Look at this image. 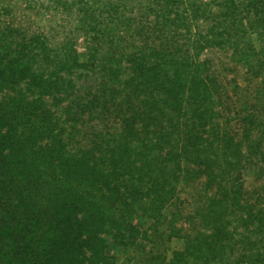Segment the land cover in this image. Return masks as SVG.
<instances>
[{"label":"trees","instance_id":"obj_1","mask_svg":"<svg viewBox=\"0 0 264 264\" xmlns=\"http://www.w3.org/2000/svg\"><path fill=\"white\" fill-rule=\"evenodd\" d=\"M120 252L264 264V0H0V264Z\"/></svg>","mask_w":264,"mask_h":264},{"label":"rangeland","instance_id":"obj_2","mask_svg":"<svg viewBox=\"0 0 264 264\" xmlns=\"http://www.w3.org/2000/svg\"><path fill=\"white\" fill-rule=\"evenodd\" d=\"M177 246H179V245H177ZM171 247H172V245H171ZM168 253H169V251H168ZM131 257L138 259L137 253H135V252H132V254H128V255L125 252L124 253L120 252L118 259L115 262V264H139L138 262H136V260L131 259Z\"/></svg>","mask_w":264,"mask_h":264}]
</instances>
